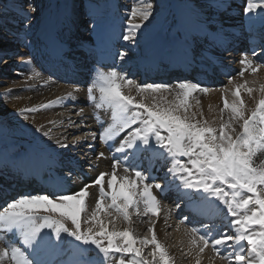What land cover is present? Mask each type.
Here are the masks:
<instances>
[{
    "label": "snow or ice",
    "instance_id": "snow-or-ice-1",
    "mask_svg": "<svg viewBox=\"0 0 264 264\" xmlns=\"http://www.w3.org/2000/svg\"><path fill=\"white\" fill-rule=\"evenodd\" d=\"M26 7L29 11L23 7L20 10L25 28L31 22V13L37 11L31 0ZM153 9L150 0H140L130 10L122 35L125 42L138 44L137 37L153 17ZM257 10L264 20V0H246L245 13ZM100 27L94 23L92 30ZM4 55L0 54V63ZM251 55L257 59L243 54L240 77L249 70L255 75L264 68L261 54L253 49ZM127 56L128 51L117 53L121 61ZM256 83L251 81L252 85ZM228 84L233 87L222 89L225 95L220 123L215 125L202 118V111L193 110L200 105L196 94L212 91L201 83H137L115 66L97 68L87 87V99L94 109L110 116L107 124L101 122L99 135L92 134L91 138L110 149L115 145L114 152L120 156L113 159L111 172H100L73 191L69 188L81 177L74 173L73 158L69 157L66 172L51 182L49 191L7 201L0 208V264H176L158 239L154 225L148 228L151 238L136 235L131 226L133 212L159 216L161 200L153 189L161 194L175 191L177 199L185 201L191 217L184 215L176 225L177 231L186 222L202 225L183 228L188 240L182 255L193 257L194 264H202L209 248L213 252L209 264L217 259L224 264H264V83L256 88L249 86L248 80L236 83L235 77L229 76ZM125 88H134L136 95L125 93ZM242 90L256 100L251 110ZM256 91L260 93L258 100L253 96ZM5 94H9L7 89ZM169 96L174 98L170 100ZM37 110L24 108L20 115ZM43 136L51 139L50 130L43 131ZM57 143L62 149L70 147L59 140ZM76 146L75 142L71 145ZM104 157L101 151L97 159ZM144 161L146 168L142 167ZM120 168L125 175L118 176ZM154 169L163 171L160 179L164 183L157 182V176L152 175ZM91 187H98L99 195L89 210ZM175 207L179 209L181 204ZM121 221L127 226L120 227ZM149 246L151 250L145 254Z\"/></svg>",
    "mask_w": 264,
    "mask_h": 264
},
{
    "label": "bare ground",
    "instance_id": "bare-ground-1",
    "mask_svg": "<svg viewBox=\"0 0 264 264\" xmlns=\"http://www.w3.org/2000/svg\"><path fill=\"white\" fill-rule=\"evenodd\" d=\"M12 4L9 6L12 7V10L16 11L20 15L21 23L24 25L23 17L21 13L22 4L18 3L22 0H9ZM18 1V2H17ZM47 2V0H45ZM84 1V0H83ZM110 2L104 6L103 0L98 2L97 0H86L88 3L91 12L88 15L87 23L85 26H81V30H84V35L92 32V40L101 41V31L104 33V37L107 41L104 43L100 42L99 45L105 46L110 45V53L113 54L112 43L116 41V34L113 24L108 23L105 25L106 18H101L100 11L104 8L110 6V13L113 19L117 20L119 25L118 32L122 38L124 34L121 28L125 26L128 13L134 6H138L140 0H109ZM151 1V0H150ZM153 3L154 15L149 22H146V27L141 30V34L137 37L138 44L132 45L129 42H125L124 45H127L135 50H140V57L138 60L142 62L152 61L154 64H157L160 60H163V64H173L177 62L176 50L181 48L184 49L191 47L197 41V36L200 37L201 34L206 33L208 28L206 24L212 22L211 8H219L220 4L217 0H154ZM181 1V2H180ZM245 1V0H242ZM23 2V1H22ZM45 3V2H44ZM219 3V4H218ZM46 4V3H45ZM50 8L44 14L46 17L45 22L40 26V29L37 33L38 42L36 46L33 44V41L29 39V28L24 26L17 28L12 26L18 31L12 29H6L3 27L0 29V54L4 55L5 64L0 63V70L3 68L7 72L3 73L4 76L10 74L11 78H1L0 79V123L5 125L3 127L4 132L0 131V175L12 174L9 172L13 170V167L10 165L11 161L17 162V160L25 154H30L35 160V166L40 168V164L44 165L45 153H56L59 152L60 148L57 140L69 144L71 141L75 143H84L86 141H93L92 134L94 133V126L92 124L90 107L87 104V95L85 88L81 86H70L63 83L55 84L53 81L44 77V64H41L43 70L37 65L33 54H39V57L43 60L47 57L46 54V45L50 43V47L53 48L56 56L58 49V27H61V30L68 28L70 25L68 23V9H66L65 4L63 5L61 0H48ZM78 11L80 13V19L78 24H81V17L84 13V10L81 8L82 5L78 0ZM117 5V7H116ZM47 6V4H46ZM119 6V7H118ZM219 6V7H218ZM224 6V5H223ZM48 7V6H47ZM236 9L237 6H234ZM118 9V12L116 11ZM158 9V11L156 10ZM220 9V8H219ZM5 11V10H4ZM25 11V9H24ZM157 11V13H156ZM13 12V11H12ZM260 10H257L254 13H246L248 23L253 25H263L264 20L260 18ZM16 14V15H17ZM98 14V16H96ZM15 16V14H13ZM9 14L8 16H13ZM16 17V16H15ZM43 17V16H42ZM225 17H228L225 15ZM1 18V17H0ZM8 17H5V21L8 20ZM14 18V17H13ZM2 19V18H1ZM11 19V18H10ZM9 19V20H10ZM14 21V20H13ZM232 25H239L243 20L238 17L236 20H231ZM99 23L100 28L95 31L92 30V25L94 23ZM139 22V21H137ZM0 23L4 22L0 20ZM5 24V23H4ZM9 26V24H7ZM196 39V40H195ZM15 43H18L17 46L23 45V48L17 47L13 48ZM212 47L206 52L205 58L210 60L212 57ZM99 53H101L99 51ZM214 62L220 68L225 60L217 54H212ZM242 57L238 58L236 61H232L230 57L226 58V62L236 66V70L239 72L243 67L240 63ZM31 63H28V62ZM175 61V62H174ZM239 61V63H237ZM60 65L67 67L66 61H61ZM205 66H208L205 64ZM55 70V68H53ZM68 69V68H67ZM56 71L60 73V69L57 67ZM175 73L176 70H173ZM39 73V77H36V74ZM174 73V74H175ZM1 74V76H2ZM173 74V75H174ZM15 76L16 79L12 78ZM18 77V78H17ZM36 80L33 83L30 80ZM225 79V77L223 78ZM244 80L250 82L249 86L259 87V84L264 83V68H261L255 75L251 73V70L245 73L244 77H235L236 83H243ZM257 81L255 85L251 84V81ZM224 86H228L232 89V85L228 84V79L224 81L219 87L210 88L212 91L205 94H196L197 98L200 100V105L194 108V111H202L203 119H207L209 123L215 122V125L220 123L221 112L220 109L223 107L224 93L222 89ZM8 90L9 94H5V90ZM125 93L136 95L135 89L133 88L129 91L128 88L123 89ZM72 93V96L69 97L68 93ZM242 97L246 102V106L249 110L255 107L256 100L248 96L246 92L242 90ZM229 102L232 101L233 97L231 91L227 94ZM253 96L256 99H259L260 93L258 91L253 93ZM59 98V99H58ZM139 99V97H137ZM173 96H169V99H173ZM49 102H52L49 104ZM40 105H49L48 107H39ZM37 108L36 112H26L27 120L24 119L25 115H10L12 112H19L24 108ZM94 108V107H93ZM43 109H48L46 111H41ZM61 109V110H60ZM80 109H83V113H80ZM33 113V114H32ZM109 114V113H105ZM110 116V114H109ZM55 122V123H52ZM15 124H18L16 127ZM21 124H29L34 135L25 137L27 141H22L15 135L16 128H22ZM42 131H36V129L41 128ZM63 128V129H62ZM50 130L51 139L43 136V131ZM68 135L71 137L70 141H67ZM45 138V139H44ZM96 147L90 148L85 147L88 151L90 158H87L88 164L95 162V167L89 171V177L83 178L82 180H77L74 185L69 188V191L76 190L80 188L84 183H89L92 181L100 172H111V161L107 152L102 148H97L96 154H92L91 150L94 152ZM104 152L105 157L97 159L99 152ZM85 154V152H84ZM50 159H53L52 156H49ZM92 158V160H91ZM91 160V161H90ZM89 168V167H88ZM41 169V168H40ZM21 176L27 175L29 172L22 167L19 170ZM87 172V170H86ZM38 173L43 174L42 170H39ZM124 173H119L118 176H123ZM154 176H162L161 173H154ZM91 179V180H90ZM107 188V185H105ZM48 186V191L50 190ZM154 193L161 200L162 198L157 193V190L153 189ZM90 196L88 198L89 210L94 208L95 201L98 198L99 190L98 187H91L89 189ZM177 196L175 191H172ZM39 194V193H37ZM167 209H171L169 205L165 204L161 200V212L157 219H153L152 222H145V216H138L134 212L132 217L139 219L140 226L144 225L143 230L131 222V226L135 231V234L138 236H143L144 229L149 228L150 226L155 227V231L158 239L164 243L170 255L175 257L176 264H194V258L183 256L182 251H187V236L184 235L183 228L187 227H198V224L187 223L184 226H181V230L177 231L176 225L179 223L180 219L177 215L181 213L185 215L188 210L186 207L182 206L177 209L175 215H172V210L167 213ZM143 210H141L142 212ZM115 215V213H113ZM191 217V216H190ZM107 219V217H104ZM167 221V222H166ZM209 223V221H205ZM120 227L127 226L125 222L121 221L119 224ZM202 227V226H199ZM170 231V234L167 232ZM151 235V234H150ZM183 241V243H181ZM151 250V246L145 249V254ZM93 253L90 252L89 255ZM213 255L212 249H206L203 254L202 264H209V258ZM150 258V257H149ZM215 264H224V262L217 259Z\"/></svg>",
    "mask_w": 264,
    "mask_h": 264
},
{
    "label": "rangeland",
    "instance_id": "rangeland-1",
    "mask_svg": "<svg viewBox=\"0 0 264 264\" xmlns=\"http://www.w3.org/2000/svg\"><path fill=\"white\" fill-rule=\"evenodd\" d=\"M23 1V2H22ZM22 1H17L18 3H23L22 4V7L25 9V11H29V9L26 7V5H27V2H28V0H22ZM47 4V6H46V4ZM61 2H62V4L64 5L65 4V2H66V0H61ZM150 2H152V3H155V1L154 0H151ZM181 2V1H180ZM12 4V2H10L9 0H0V17L2 18H0V20H2L4 23H3V27H5L6 29H12V30H14V31H18V29H16V28H14L15 26L17 27V28H20V27H22V26H24V25H20V23H21V21L22 20H20V15L19 14H17V12L16 11H14V10H12V7H14V6H11V7H9L11 4ZM31 3L36 7V9H37V11H35V12H32L31 13V16H32V19H31V22H30V24L28 25V28H29V32H28V34H30L29 35V39H31L32 41H33V44L36 46V44H37V42H38V40H37V38H38V35H37V33H38V31H39V29H40V26H41V24H42V21H43V23L45 22V20H46V17L44 16V14L46 13V11H48V8H50V6H49V4H48V0H47V2L45 1V0H31ZM67 3H68V0H67ZM13 5V4H12ZM86 5V4H85ZM154 5V4H153ZM156 5V4H155ZM154 5V6H155ZM21 7V8H22ZM5 10V11H4ZM157 11H158V9H156ZM13 11V12H12ZM157 11H156V13H157ZM9 14H15V16L13 15V16H8ZM17 14V15H16ZM43 16V17H42ZM5 17H8L7 19L8 20H6L5 21ZM14 17V18H13ZM11 18V19H10ZM10 19V20H9ZM14 20V21H13ZM23 22H24V20H23ZM1 24V23H0ZM7 24H9V26H7ZM12 26H14V27H12ZM2 27V28H3ZM2 28H0V29H2ZM3 37V36H2ZM2 37H0L1 39H2ZM17 44L18 43H15V45L13 46V48H17ZM5 64V62H3V64L2 65H4ZM1 72H3V73H5V72H7V70H4L3 68L0 70V79L1 78H11V76H10V74H7V75H3ZM1 74H2V76H1ZM12 78H14V79H16L15 78V76H13ZM18 78V77H17ZM30 81H32L33 83H35L36 82V84H37V81L36 80H30ZM47 110L48 109H43V110H41V111H46L47 112ZM61 110V109H60ZM19 115L20 113L17 111V112H12V113H10V115ZM33 114V113H32ZM24 115H26V113H24ZM18 124H15L14 126L16 127ZM5 125H2V123H0V131H3L4 132V129H3V127H4ZM20 126H22V128H16L15 130H16V132H15V135H17V137L19 138V139H21L23 142L24 141H27L26 139H25V137H29V138H31V136L32 135H34V133L35 132H33L32 130H31V127H30V125L29 124H21ZM63 129V128H62ZM69 136V135H68ZM45 139V138H44ZM87 153H88V151H87ZM146 218V217H145ZM133 219V218H132ZM153 221V220H152ZM167 222V221H166ZM135 225H138V227H140L142 230H143V227H141L139 224H137V223H135V222H133ZM151 232H149L148 231V228L147 229H144V231H143V236H148L149 238H151ZM167 234H170V231H168L167 232Z\"/></svg>",
    "mask_w": 264,
    "mask_h": 264
}]
</instances>
